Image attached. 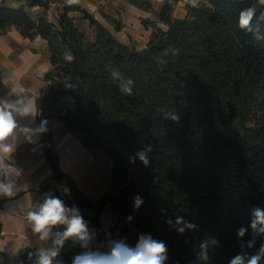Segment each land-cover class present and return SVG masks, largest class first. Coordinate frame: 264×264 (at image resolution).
<instances>
[{
    "label": "trees",
    "instance_id": "1",
    "mask_svg": "<svg viewBox=\"0 0 264 264\" xmlns=\"http://www.w3.org/2000/svg\"><path fill=\"white\" fill-rule=\"evenodd\" d=\"M128 1L150 8L146 0ZM252 2L203 0L195 9L187 4L182 19L171 18L165 4L157 14L163 29L157 22L141 21L151 30L141 50L121 43L76 4L24 0L25 7L41 9L31 17L24 7L0 3V34L16 27L22 36H39L46 43L49 69L35 100L36 125L56 119L76 131L88 151H101L112 162L113 182L94 202L61 171L48 124L39 140L52 183L68 190L59 198L77 206L96 234L93 250L109 239H126L134 247L140 234H151L166 244V264H193L199 243L215 237L219 246L210 251L208 264H229L238 254H255L264 242V236H257L252 248L242 249L237 236L241 226L248 228L242 238L246 244L253 210H264V40L238 27L239 12ZM74 11L90 23L92 41L75 26L69 16ZM102 17L114 31L121 30L120 20ZM256 24L264 35V22L257 19ZM169 46L180 49L179 55L158 63ZM66 50L76 57L71 64L62 59ZM108 67L135 81L132 95L120 92ZM66 83L75 87L66 89ZM168 111L177 112L179 122L165 119ZM149 144L148 166L138 158L131 163L129 157ZM52 183L42 189L44 195H58ZM137 195L144 201L139 208ZM4 202L0 199V209ZM106 208L116 218L107 233L101 222ZM177 216L198 230L178 234L166 223ZM83 251L70 239L56 259L72 264ZM35 258L36 250L26 248L22 264H33ZM0 264H8L1 252Z\"/></svg>",
    "mask_w": 264,
    "mask_h": 264
},
{
    "label": "crops",
    "instance_id": "2",
    "mask_svg": "<svg viewBox=\"0 0 264 264\" xmlns=\"http://www.w3.org/2000/svg\"><path fill=\"white\" fill-rule=\"evenodd\" d=\"M148 1L152 11L141 10L128 0H78L76 4L92 15L121 43L141 50L146 47L151 35V30L143 27V19L158 22L156 15L165 4H171V18L182 19L186 14L185 6L190 4V0ZM0 3L10 9L24 7L28 14L38 11L37 7H25L24 0H0ZM102 15L120 19L121 30L114 31ZM69 16L85 40L92 41L94 31L82 13L74 11ZM158 25L161 26L159 23ZM48 69L46 43L39 36L26 38L16 27H10L4 34H0V97L11 95L10 89L14 84H19L28 90L31 99L35 101L44 86L43 76ZM48 125L61 171L92 201L100 199L113 182L112 162L109 157L98 150L93 153L88 151L81 144L79 134L65 128L60 121L53 119ZM40 138L41 136L36 143L31 144L21 138L17 143L11 162L20 172L19 183L23 185V190L13 198L0 197L5 199L0 209V252L8 264H22V254L26 248L35 249L37 253L40 248L47 247L50 243L40 241L27 222V212L31 205L43 202L42 189L52 183L51 170L39 146ZM52 187L58 193L56 195L51 191L54 196L64 199L68 195V190L62 185L52 183ZM115 220L116 218L114 222Z\"/></svg>",
    "mask_w": 264,
    "mask_h": 264
},
{
    "label": "clouds",
    "instance_id": "3",
    "mask_svg": "<svg viewBox=\"0 0 264 264\" xmlns=\"http://www.w3.org/2000/svg\"><path fill=\"white\" fill-rule=\"evenodd\" d=\"M69 5L78 3V0H66ZM193 9L200 7V0H190ZM259 13V15H258ZM190 19L194 20L195 17ZM264 22V0H253L252 4L243 8L238 15V27L246 33H255L254 39L264 40L260 34L259 24L254 27V21ZM180 49L169 46L162 50V56L158 57V63L166 64L168 61L163 57L169 54L175 58ZM62 59L71 64L76 57L71 50L62 54ZM110 78L118 82V87L123 95L133 94L135 81L126 77L119 68L108 67ZM74 85L65 84V88H74ZM11 95L0 97V197L13 198L23 190L19 183L20 172L11 162L12 154L21 138L27 143H36L38 138L48 132V121L41 120L36 125L35 118L38 109L35 101L28 94V90L14 84L10 89ZM165 119L179 122V115L175 111L163 114ZM26 121V122H25ZM152 151L149 144L138 151L134 157H129L131 163L138 158L144 166H148V153ZM143 199L137 195L134 205L139 208ZM129 220L132 217H128ZM27 222L34 235L42 242H50L47 247L40 248L36 253L33 264H61L56 258L59 256L64 244L68 240L78 243L84 251L73 258L72 264H166L168 249L163 241L153 239L151 234H140L135 246H130L126 239H109L105 243L95 244L96 234L89 230L77 206H68L62 199L51 193H45L43 202L33 203L27 212ZM166 223L174 228L178 234H184L186 230L196 231L198 225L186 221L177 216L175 221L168 219ZM63 230H60V229ZM252 237L245 244L242 238L248 232V228L241 226L237 230V236L241 238V248H252L256 243L257 236H264V210L255 208L250 221ZM219 246L215 237H209L201 241L195 252L193 264H208L210 251ZM106 247V251L101 250ZM30 258L32 254L30 253ZM264 261V242L260 244L258 251L248 256L246 253L238 254L232 258L229 264H262Z\"/></svg>",
    "mask_w": 264,
    "mask_h": 264
},
{
    "label": "rangeland",
    "instance_id": "4",
    "mask_svg": "<svg viewBox=\"0 0 264 264\" xmlns=\"http://www.w3.org/2000/svg\"><path fill=\"white\" fill-rule=\"evenodd\" d=\"M148 3H149V1L148 0H146ZM150 4V3H149ZM77 6H78V4H76ZM169 6H170V8H171V10H172V7H171V4H168ZM29 9V8H28ZM139 9H141V10H144V11H152V7H151V5H150V8L149 9H144V8H139ZM37 13H35V11H33V12H30L29 14L32 16V17H36V15L39 13V12H41V9H38V11H36ZM89 14V13H88ZM171 15V14H170ZM92 16V15H91ZM156 17H157V15H156ZM51 19H53L52 18V15H51V17H50ZM103 18V17H102ZM104 19V18H103ZM115 20H120V19H115ZM97 21V20H96ZM121 21V20H120ZM157 24L159 23L161 26V28L163 29L164 28V25L158 20V17H157ZM98 22V21H97ZM155 22V21H154ZM122 23V22H121ZM150 38V37H149ZM105 155V154H104ZM107 156V155H106ZM114 219H115V217H114V215L112 214V212L110 211V209L109 208H106L105 210H104V212H103V214H102V216H101V222H102V225H103V227H104V229H105V231H106V233L108 232V228L109 227H111L115 222H114ZM127 242V241H126ZM128 243V242H127ZM129 244V243H128ZM130 245V244H129ZM131 246V245H130Z\"/></svg>",
    "mask_w": 264,
    "mask_h": 264
}]
</instances>
